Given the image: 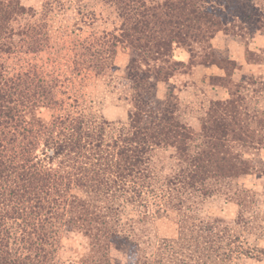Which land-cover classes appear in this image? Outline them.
<instances>
[{
    "label": "trees",
    "instance_id": "1",
    "mask_svg": "<svg viewBox=\"0 0 264 264\" xmlns=\"http://www.w3.org/2000/svg\"><path fill=\"white\" fill-rule=\"evenodd\" d=\"M102 2L114 3L123 19L120 36L106 34L102 38L109 44L105 59L116 56L119 45L131 51L126 77L132 83L135 110L128 128L113 133V124L103 117L67 111L57 97L54 79L46 80L33 69L11 77L0 61V264H60L56 257L62 239L71 234L87 239L90 264H113L111 250L128 244L131 264H151L149 251L156 242L163 245L164 251H172L167 264H184V246L190 249L194 239L184 233L183 227L185 244L179 243L180 238L158 240L157 232L150 231L153 227L148 225L149 230H143L138 226L150 218L148 211L140 210L147 203L144 194L160 200L155 214L179 211L172 202L176 196L154 187L151 152L169 145L184 154L189 150L187 142H194L193 130L178 118L177 98L176 102L172 96L159 99L158 84L170 81L184 63L174 55L182 46L189 48L186 51L190 60L204 49L214 56L217 49L213 40L221 32L229 36V26L236 20L244 27L248 12L256 17V30H262L263 1ZM15 5V0H0L1 52L6 45L3 41L14 37L9 24L18 14ZM90 47L88 50H92ZM226 104L230 105H222ZM43 110L51 112L49 119L41 116ZM219 125L223 128L227 123ZM227 135L225 131L221 137ZM207 155L181 156L179 162L188 168L177 173L174 184L195 189L196 184L212 177L209 167L200 166ZM247 174L244 171L239 176ZM130 208L137 214L131 215ZM226 225L224 220L214 219L203 229L216 231L213 242L217 239L219 264L228 260L223 256L229 247V257L249 254L241 247L240 235H229L232 229ZM197 242V248L205 243ZM143 243L145 248L141 250Z\"/></svg>",
    "mask_w": 264,
    "mask_h": 264
},
{
    "label": "rangeland",
    "instance_id": "2",
    "mask_svg": "<svg viewBox=\"0 0 264 264\" xmlns=\"http://www.w3.org/2000/svg\"><path fill=\"white\" fill-rule=\"evenodd\" d=\"M15 2L18 14L9 24L14 37L3 41L6 45L0 51L8 76L36 70L42 78L56 81L57 97L67 111L103 117L113 124V133L128 128L130 114L135 110L132 83L126 77L131 51L119 45L116 56L105 59L109 44L102 40L106 34L122 33L123 19L117 6L102 0ZM248 15L243 20L244 27L236 20L229 26V36L224 32L217 35L212 42L217 49L214 56L204 49L195 52V58L190 60L187 46L174 52L175 59L184 63L170 81L158 84L159 99L172 96L176 102L177 98L178 118L193 130L194 142H187L189 150L184 154L169 145L151 152L154 187L176 196L172 202L179 211L169 210L163 214L166 216L155 214L160 200H153L146 191L143 200L147 203L140 210L148 211L150 218L138 226L143 230L148 225L153 227L150 231L157 232L158 240L180 238V244H185L181 227L186 228L184 233L194 239L189 243L190 249L184 246V264H219L217 239L213 242L216 231L203 230L214 219L224 220L232 229L227 233L240 235L243 245L238 246L249 251L248 256L229 257V247L223 256L228 260L221 264H264V28L257 31L255 15ZM41 116L49 119L51 112L43 110ZM218 122L227 125L220 128ZM225 131L228 135L223 138ZM203 152L208 155L200 166L209 167L212 177L196 184L195 189L174 184L177 173L188 168L178 159ZM244 171L248 174L240 177ZM132 209L130 214H137ZM145 224L147 227H143ZM197 240L205 242L201 248H197ZM87 242L77 234L66 236L57 261L90 264ZM130 247L131 244L115 246L111 250L113 264H131ZM161 247L157 242L151 247V264L168 263L172 251Z\"/></svg>",
    "mask_w": 264,
    "mask_h": 264
}]
</instances>
